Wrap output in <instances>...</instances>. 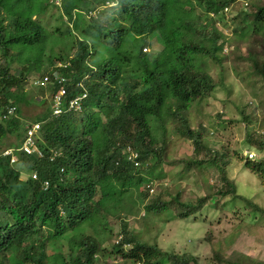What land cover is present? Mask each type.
<instances>
[{"label":"trees","instance_id":"obj_1","mask_svg":"<svg viewBox=\"0 0 264 264\" xmlns=\"http://www.w3.org/2000/svg\"><path fill=\"white\" fill-rule=\"evenodd\" d=\"M54 1L0 0V55L6 62L0 65V79H6L0 81V91L7 92L0 97V108L10 99L18 101L15 93H24V84L17 85L8 70L13 64L21 80L48 77L38 91L46 96L23 98L25 105L41 107V115L28 118L17 109V117L0 123V147L20 146L13 136L22 137L39 123L35 138L48 164L17 156L28 170L41 165L40 174L53 178L43 191L40 177L21 178L8 159L0 158V264H107L115 258L127 264H198L194 253H169L140 240L127 232L124 221L120 240L110 250L103 245L111 234L107 221L119 217L116 205L123 198L129 212L143 207L146 215L156 218L176 205L171 218L185 221L195 220L202 210L223 208L226 198H240L227 174L232 157L222 148L210 147L204 128L191 129L185 119L192 104L218 86L199 67L209 59L221 68L229 57L230 43L218 24L224 20L223 9L236 0ZM232 20L228 31L237 38L247 41L264 35L260 0H249ZM154 42L161 46L159 51H142ZM251 62L255 76L264 81V58ZM57 97L60 113L55 114ZM75 99L79 101L71 108ZM246 133L244 144L250 149L264 144L259 131ZM178 136L191 142L192 155L173 176L208 166L218 171L220 184L205 186L207 195L195 202L182 201L177 191L168 194V200L163 194L149 200V191L156 183L167 186L161 181L178 163L167 153L168 142ZM53 152L56 159L51 163ZM235 155L264 192V160L242 157L237 151ZM213 186L217 196L209 193ZM252 199L253 203L244 199L246 207H255L264 217V205L257 206V196ZM66 234L70 236L64 239ZM228 238L230 244L216 246L218 261L223 249L238 242ZM250 239L246 252L235 250L237 261L225 258V264H264V226ZM55 240L65 241L47 255L45 249ZM251 248L258 251L255 257L248 253Z\"/></svg>","mask_w":264,"mask_h":264},{"label":"rangeland","instance_id":"obj_2","mask_svg":"<svg viewBox=\"0 0 264 264\" xmlns=\"http://www.w3.org/2000/svg\"><path fill=\"white\" fill-rule=\"evenodd\" d=\"M250 1L254 2L256 0ZM239 2L240 0L229 8L226 13L228 15H225L224 21L219 23V28L223 33L227 30V27H224L223 24L229 26L233 24L232 18L239 12ZM260 3L264 5V0H260ZM52 14L54 15V13ZM53 19H50L51 23L57 25ZM228 32L231 33V31ZM153 36L158 38L157 35H152L151 38ZM229 37L230 34L226 35V38ZM222 41L223 37L220 43H223ZM230 41L232 43L230 45L228 43L230 48H228L227 52L231 53L228 58L226 57L224 65L221 68L209 59L202 61L199 69L210 75L212 81L218 86L213 94L196 100L191 108H189L185 119L188 121L191 129L198 130L200 126L204 128L203 135H206V142L210 147L222 148L225 153L227 152L228 156L232 157L231 164L227 168V174L234 180L236 194L240 198H234L236 201L226 198L227 204L223 208H213L211 210L213 213L208 209L202 210L195 220L187 221L171 218L174 216L175 212L173 208H176V205H170L165 216L156 218L153 215H146L143 207L136 208L137 213L129 212L128 206L124 207L127 201L123 198L122 203L116 205L119 217L110 218L107 221L111 234L103 245L106 250H110L112 245L120 240L123 229L121 221H124L127 232L139 236L140 240L144 242L157 244L164 251L180 255L194 253L195 257L198 258V264H225V258L228 261L236 262L237 255H234L233 252L235 250L238 251L237 253L246 252L245 247L248 246L251 240L250 237L264 226V217L261 216L260 211L255 207L253 208L254 210L247 208L245 205L247 204L246 201L253 203L252 198L257 196L258 200L255 199V203L260 208H263L264 192L261 191L260 182L254 174L242 167L241 162L235 155V151L239 152L242 157H244L245 152H251L257 156L256 160H264V144L255 145L251 149L244 144L248 130L259 131L261 133L259 137L264 141V81L255 76L256 74H254L251 66V60L258 57L264 58V35L261 34L258 37L252 35L247 41L244 38L233 36ZM160 48L161 46L157 42H154L153 47L148 48L147 52L159 51ZM16 69V64H13L11 73ZM34 78H37V75H34L30 79ZM4 80L6 79H0V81ZM40 89L32 87L28 89L25 87V93H15L17 94L18 101L15 98L10 99L6 105L0 108V115L19 108L22 110V114L28 118L41 115L43 111L41 107L34 105L27 106L23 102V98L25 100L27 96V100H29V96L31 97V95L34 96L35 94L37 95V100L40 97L46 96L45 92L38 93ZM0 97H3L2 93H0ZM242 117H245V119H242ZM13 137L15 138V136ZM171 140L170 144L168 142L167 153L172 161L178 163L169 168L165 179L161 181V183L164 182L167 186H159L154 181L156 185H154L153 193L148 199L152 200L163 194V199L168 200L170 198L167 195L170 193L174 194L177 191L180 193L182 201L195 202L198 198L207 195L205 186L220 184L218 182L219 173L215 168L205 166L203 171L194 170L192 173H187L180 178L173 176L183 170V164L192 155V144L181 136L174 137ZM2 148L0 147V149ZM203 176L206 177L205 184L202 181ZM21 178H24V176ZM153 179L156 178L154 177ZM215 189L216 187L213 186L209 192L212 196H217ZM213 198L214 200H218L217 197ZM145 202H148V200ZM215 212H217V215H215ZM207 234L211 235L210 240L204 239ZM69 236V234H66L64 239L69 238ZM228 237L232 241L238 240V242L234 248H228L225 251L223 249L222 260L218 261L214 257L216 246L230 244L231 241ZM226 238L228 239V243H225ZM62 241H50L45 249L47 255L54 254L55 248L60 246ZM262 245L263 243L260 244V246ZM125 249H129V247L125 246ZM252 249L248 253L250 256L255 257L258 251L254 250L252 252ZM62 251L67 256L66 247L63 246ZM107 264L127 263H123L120 259L115 258L107 260Z\"/></svg>","mask_w":264,"mask_h":264},{"label":"clouds","instance_id":"obj_3","mask_svg":"<svg viewBox=\"0 0 264 264\" xmlns=\"http://www.w3.org/2000/svg\"><path fill=\"white\" fill-rule=\"evenodd\" d=\"M237 1H239V0H236V2ZM236 2L232 3L230 5V7H227V8L225 7L223 9V12H224L225 15H228L226 13L228 12L229 8H231V6H233V5H235ZM248 2H249V0H240V2H239V10H242L243 8L247 7L248 6ZM54 3L57 4V3H59V1L58 0H55ZM244 3H247V6H245ZM110 6H112V5H110ZM88 14H89L90 17L95 15L94 13L91 14V12H88ZM221 22H219V23H221ZM218 26H219V24H218ZM223 26L224 27H227V30H229V28L231 27V26H229L227 24H223ZM227 30H225L224 33L221 30L222 31V35H223L225 41L228 40L226 43L229 42L231 44L232 42L230 41V39L232 37V34L229 33ZM228 34H230V37L229 38H226V35H228ZM153 37H155V36H153ZM155 38H157V37H155ZM148 48H150V47H146L142 51L145 52V53H147ZM0 65H6V62H5L4 58L2 57V55H0ZM11 68H12V66H11ZM8 70L11 72V69H8ZM11 74L13 75V78L15 79L17 85L19 83H23L24 84V86H23V92H24V88L25 87H27L28 89H30L31 87L32 88H42V86L45 84V82L48 79L47 76H44L43 79H40L37 76V78H34L32 80L30 79L31 77H27L26 79L21 80L20 79L21 77L18 75V70H14V72L11 73ZM54 79H56V78H54ZM13 90H14V88H10L9 89L10 92L13 91ZM5 92H1L0 91V93H2L3 96L6 94ZM18 110H21V109L19 108ZM21 113H22V110H21ZM22 116H23V114H22ZM15 117H17V109L16 110H11L7 114L0 115V123L7 122L8 120H10L12 118H15ZM39 130H40V124L37 123L32 128H27V131H26L25 135H23L22 137L21 136H18L17 134H15L14 136L17 139V141L20 143V146L3 147L2 149H0V158H2V159H8V161H7L8 162V165L11 168L17 169V171H20L23 176H30L34 180H38L39 177H40L41 178L40 179V187H41V189L43 191H45V190H47L49 188V186L51 184L50 181H49V179L52 178L51 174H48L47 175L44 172L42 174H40L39 169H42V166L41 165L38 166V170H28L26 168V166L19 160V157L17 156V154H21L24 157H33L35 160L39 161L42 164V161L44 160V157L45 156L43 155L42 151L39 149V147L37 145L36 138H35V136L37 135V133L39 132ZM29 131H32V135L31 136L34 139V143H35V146H33L31 148L32 149L31 153H28V152H26L23 149V146H25V142H26V139L28 137V132ZM263 152H264V150H263ZM250 154H252V158L257 157L255 154H253L251 152H245L244 153V156H247V158H249V155ZM55 159H56V156H55V153L53 152V154L51 156H49V161H51V163H52V161H54ZM45 160H47V159L45 158ZM45 160H44V162L48 164V162L45 161ZM63 171H64V168H60L59 169V173H61ZM52 180H53V178H52ZM152 184L153 183H150V185H152ZM149 193L152 194L153 193V189L150 190Z\"/></svg>","mask_w":264,"mask_h":264},{"label":"built area","instance_id":"obj_4","mask_svg":"<svg viewBox=\"0 0 264 264\" xmlns=\"http://www.w3.org/2000/svg\"><path fill=\"white\" fill-rule=\"evenodd\" d=\"M245 6H247V3H244ZM226 10V9H225ZM60 94H63V91H61ZM59 97H57L55 99V110H54V113L55 114H58L60 113V109H59ZM78 103V99H75L73 101L70 102V107L72 108L74 105H76ZM32 131H29L28 132V137L26 139V142H25V146H23V149L28 152V153H31L32 151V147L35 146V143H34V139L32 138ZM249 158H252V154L249 155Z\"/></svg>","mask_w":264,"mask_h":264}]
</instances>
